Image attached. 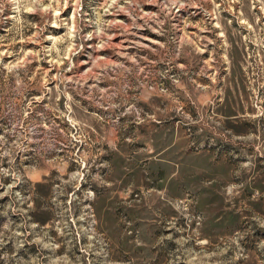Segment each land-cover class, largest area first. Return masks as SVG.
<instances>
[{
	"label": "rangeland",
	"instance_id": "374dc122",
	"mask_svg": "<svg viewBox=\"0 0 264 264\" xmlns=\"http://www.w3.org/2000/svg\"><path fill=\"white\" fill-rule=\"evenodd\" d=\"M0 264H264V0H0Z\"/></svg>",
	"mask_w": 264,
	"mask_h": 264
}]
</instances>
